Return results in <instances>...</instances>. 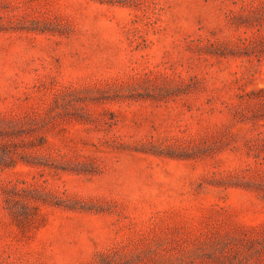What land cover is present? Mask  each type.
<instances>
[{
  "label": "rangeland",
  "instance_id": "obj_1",
  "mask_svg": "<svg viewBox=\"0 0 264 264\" xmlns=\"http://www.w3.org/2000/svg\"><path fill=\"white\" fill-rule=\"evenodd\" d=\"M0 264H264V0H0Z\"/></svg>",
  "mask_w": 264,
  "mask_h": 264
}]
</instances>
